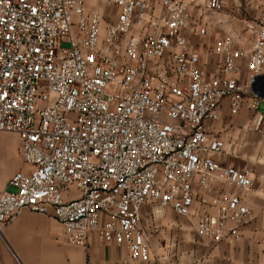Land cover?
I'll use <instances>...</instances> for the list:
<instances>
[{
  "label": "built area",
  "instance_id": "1",
  "mask_svg": "<svg viewBox=\"0 0 264 264\" xmlns=\"http://www.w3.org/2000/svg\"><path fill=\"white\" fill-rule=\"evenodd\" d=\"M107 1L119 14L101 39V18L83 15L84 0H0V133L17 136L29 169L0 193V233L29 211L55 219L63 245L86 249L94 235L127 249L123 264H160L139 229L149 206L154 217L172 209L188 218L201 240L239 241L253 183L212 158L224 144L211 130L223 101L232 115L264 102V25L247 50L232 36L208 49L222 57L221 77L210 78L184 37L206 34L187 3L159 0L164 14L155 15L146 0ZM205 8L217 13L222 0ZM213 181L225 185L219 198L194 194Z\"/></svg>",
  "mask_w": 264,
  "mask_h": 264
},
{
  "label": "crops",
  "instance_id": "2",
  "mask_svg": "<svg viewBox=\"0 0 264 264\" xmlns=\"http://www.w3.org/2000/svg\"><path fill=\"white\" fill-rule=\"evenodd\" d=\"M154 4V14L163 15L159 0H146ZM190 6L195 22L206 29L201 35L192 29L184 32L192 51L201 56V70L210 78L222 75V57L206 51L219 39L232 36L237 48L249 49L258 25H264V0H222V8L211 13L205 8L206 0H179ZM119 9L107 0H84L83 15H98L101 18L100 38L106 29L116 23ZM80 16L72 17V35L78 36ZM245 73V60L239 63ZM264 77V71H263ZM264 115V102L257 111L243 106L237 115H232L228 101L221 104V119L212 132L224 144L221 153L213 154L218 163L237 171H248L253 187L245 199L250 209L251 221L242 229L239 241H223L214 244L197 237L188 218L177 216L167 209L164 216H153L149 206L141 209L139 229L148 239L150 256L160 264H264V132L257 131L258 121ZM13 135V134H12ZM21 145H0V151L9 153L11 169L0 183V193L10 191L12 176L19 171H28L20 159ZM19 160H18V159ZM22 163V164H21ZM204 192L197 184L193 192L198 197L219 198L225 190L220 181L210 184ZM200 205L193 207L195 214L202 211ZM63 229L47 216L23 211L0 233V264H123L128 250L113 244L98 242L93 235L86 249L62 244Z\"/></svg>",
  "mask_w": 264,
  "mask_h": 264
},
{
  "label": "rangeland",
  "instance_id": "3",
  "mask_svg": "<svg viewBox=\"0 0 264 264\" xmlns=\"http://www.w3.org/2000/svg\"><path fill=\"white\" fill-rule=\"evenodd\" d=\"M62 47L67 48L68 44L63 43ZM14 144H17L19 147V140L17 136L8 133H0V145H14ZM10 162L11 160L9 159V153L7 151L5 152L0 151V183L3 182L4 179L6 178L9 170L11 169V165H14L13 163ZM10 191L13 190L11 189Z\"/></svg>",
  "mask_w": 264,
  "mask_h": 264
}]
</instances>
